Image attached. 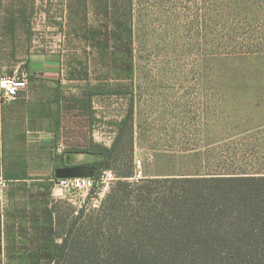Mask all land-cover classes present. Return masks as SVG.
<instances>
[{
  "label": "rangeland",
  "instance_id": "obj_1",
  "mask_svg": "<svg viewBox=\"0 0 264 264\" xmlns=\"http://www.w3.org/2000/svg\"><path fill=\"white\" fill-rule=\"evenodd\" d=\"M110 2L104 9L97 6L98 0H0V80L24 71L29 73L27 86L71 87L61 104L55 149L30 152L24 147L6 148L3 142L0 175L9 179V173L26 172L28 177L11 180L0 194L4 231L12 216L46 200L55 210L58 235L67 232L81 210L88 215L102 209L119 179L91 191L63 188L56 185L55 158L92 142L111 147L132 102L134 164L141 161L144 177L128 178L130 182L197 176L220 167L236 169L207 157L204 145L208 129L230 126V114L223 109L247 104L230 96L239 93L236 89L249 88L239 86H264V0H133L131 6L129 0ZM129 11L131 16L125 19L133 28L135 75L115 78L96 42L114 28L112 17L122 18ZM42 57L51 59V70L56 72L45 78L58 82L32 85L44 75L31 71L30 60ZM79 67L89 71L88 78L72 79ZM90 84L118 92L91 96ZM124 149L127 154V141ZM15 151L18 154L11 155ZM22 157L29 162L9 161ZM88 160L93 157L85 155L81 162ZM124 162L128 164L127 156ZM114 167L121 166L114 163ZM8 243L4 234L0 264L10 262Z\"/></svg>",
  "mask_w": 264,
  "mask_h": 264
},
{
  "label": "trees",
  "instance_id": "obj_2",
  "mask_svg": "<svg viewBox=\"0 0 264 264\" xmlns=\"http://www.w3.org/2000/svg\"><path fill=\"white\" fill-rule=\"evenodd\" d=\"M110 4L98 0L97 6L106 9ZM130 11L122 18L112 17L114 28L96 42L115 78L135 75L133 28L125 19ZM88 34L97 39L93 32ZM76 76L88 78L89 71L75 68L71 77ZM89 92L93 96L118 91L104 92L90 84ZM133 122L132 102L111 147L92 142L81 150L93 160L78 166L90 169L94 177L109 169L118 174L102 209L88 215L81 210L63 235L56 232L57 218L48 200L12 216L5 231L0 211V255L5 234L9 264L13 260L20 264H264V176L154 177L130 182L135 169ZM66 152L56 156V168L64 164ZM7 175L19 181L28 178L26 172Z\"/></svg>",
  "mask_w": 264,
  "mask_h": 264
},
{
  "label": "crops",
  "instance_id": "obj_3",
  "mask_svg": "<svg viewBox=\"0 0 264 264\" xmlns=\"http://www.w3.org/2000/svg\"><path fill=\"white\" fill-rule=\"evenodd\" d=\"M50 61V58L43 57L30 60L31 71L44 75V78L37 77L36 79L32 75V78L35 79L32 81V85L39 84L41 81L43 83L57 81L55 78H45L48 73H56L52 72L51 69L54 65L50 64ZM60 73L59 69L58 74ZM40 85L27 86L16 100L0 103V150L5 140L6 148L9 146L24 147L30 152L33 150L38 152L40 149L52 150V147L55 149L54 146L57 145V140L59 141L57 138L62 122L61 104L64 93L71 87L52 86V84H48L50 86ZM239 87L249 88L236 89L239 93L230 96L247 104L223 109L224 113L230 114V126L227 127L224 124L223 129L222 127L217 128L215 132L213 131L214 128L208 129L206 133L207 143L204 145L208 152L207 157H211L217 163L234 164L236 169L220 167L212 172L197 176H264V86ZM13 141H15L14 146L11 145ZM57 151L59 152L60 149ZM7 153L8 150L5 151V156ZM14 153L18 154L15 151L11 155ZM23 155H25L24 151L22 152ZM199 156L202 157V154ZM19 159L29 162L24 157L14 160L11 158L9 161L14 163L20 161ZM28 169L31 168L28 167ZM9 179L19 181V179Z\"/></svg>",
  "mask_w": 264,
  "mask_h": 264
},
{
  "label": "built area",
  "instance_id": "obj_4",
  "mask_svg": "<svg viewBox=\"0 0 264 264\" xmlns=\"http://www.w3.org/2000/svg\"><path fill=\"white\" fill-rule=\"evenodd\" d=\"M29 73L16 71L12 75H6L0 80V91L2 101L8 103L16 100L21 91L28 85ZM144 177V171L142 170L141 161L137 160L135 164L134 174L129 177L131 180H139ZM119 179L117 174L109 169L105 170L99 178L94 176L85 177H72L57 179L56 185H60L63 188H69L77 191H91L100 186L107 187L113 181ZM11 180L4 175H0V194H3L10 186Z\"/></svg>",
  "mask_w": 264,
  "mask_h": 264
},
{
  "label": "water",
  "instance_id": "obj_5",
  "mask_svg": "<svg viewBox=\"0 0 264 264\" xmlns=\"http://www.w3.org/2000/svg\"><path fill=\"white\" fill-rule=\"evenodd\" d=\"M87 155L82 151H68L65 153L64 161L66 166L57 167L55 169V177L57 179L93 176L90 169L78 166L84 156Z\"/></svg>",
  "mask_w": 264,
  "mask_h": 264
},
{
  "label": "flooded vegetation",
  "instance_id": "obj_6",
  "mask_svg": "<svg viewBox=\"0 0 264 264\" xmlns=\"http://www.w3.org/2000/svg\"><path fill=\"white\" fill-rule=\"evenodd\" d=\"M61 166H66L65 161H64V164L63 165H60L59 167H61Z\"/></svg>",
  "mask_w": 264,
  "mask_h": 264
}]
</instances>
